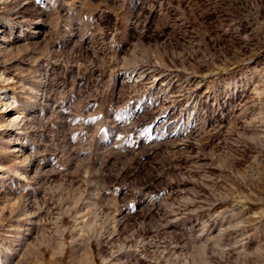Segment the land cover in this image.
<instances>
[{"label": "rangeland", "instance_id": "rangeland-1", "mask_svg": "<svg viewBox=\"0 0 264 264\" xmlns=\"http://www.w3.org/2000/svg\"><path fill=\"white\" fill-rule=\"evenodd\" d=\"M245 110L264 115V0H0V264H264Z\"/></svg>", "mask_w": 264, "mask_h": 264}, {"label": "built area", "instance_id": "built-area-1", "mask_svg": "<svg viewBox=\"0 0 264 264\" xmlns=\"http://www.w3.org/2000/svg\"><path fill=\"white\" fill-rule=\"evenodd\" d=\"M128 72V76L126 77L127 82L129 83H141L144 84L143 92L139 95L138 101H141V97L146 96L148 99L153 96V93L156 92L157 88L161 85H166L165 80L162 78L163 73L161 71H143L139 67H135L130 69ZM149 72V73H148ZM245 76V75H244ZM250 78V76H249ZM236 80V79H235ZM250 80V79H248ZM241 88H236L235 85L231 89L229 83L224 86V90L220 93L219 89L212 88L211 92L208 93L206 97H203L201 100L203 103L207 105V113L204 115L206 116V120L210 123V121H215V119H220L225 117L226 111L230 105V99H233L239 92ZM157 96L159 94H156ZM190 98H194L195 101H199L200 96L191 93L189 95ZM198 117V116H197ZM196 114L194 120L191 124L192 126L195 125V130H198V118ZM192 122V121H191ZM190 122V123H191ZM182 128V127H181ZM180 129V128H179ZM181 130V129H180Z\"/></svg>", "mask_w": 264, "mask_h": 264}, {"label": "crops", "instance_id": "crops-1", "mask_svg": "<svg viewBox=\"0 0 264 264\" xmlns=\"http://www.w3.org/2000/svg\"><path fill=\"white\" fill-rule=\"evenodd\" d=\"M255 114L261 117V119L259 120V125H261V127H263V126H264V119H263V118H264V115H263V111H261V110H257V111H255V113H254V112H252L251 110H249V111L245 110V111L242 112L241 115H242V116L244 115V117H246V122H245V124H246L247 126H249V124H250L252 118L256 117ZM262 120H263V121H262ZM248 122H249V123H248ZM230 124H231V123H230ZM250 125H251V124H250Z\"/></svg>", "mask_w": 264, "mask_h": 264}, {"label": "bare ground", "instance_id": "bare-ground-1", "mask_svg": "<svg viewBox=\"0 0 264 264\" xmlns=\"http://www.w3.org/2000/svg\"><path fill=\"white\" fill-rule=\"evenodd\" d=\"M165 86L164 85H161L160 87H158L157 88V90H156V92H154L153 93V98H154V95L156 94V93H158V91H160L159 93H160V95L159 96H157L160 100H162L163 99V97H164V95H165V93H166V91L168 90H163V88H164ZM142 100H148L147 102H149V99L146 97V96H143L142 97Z\"/></svg>", "mask_w": 264, "mask_h": 264}]
</instances>
